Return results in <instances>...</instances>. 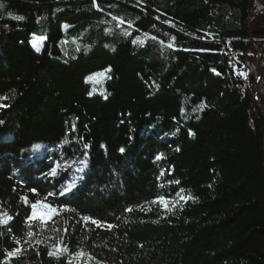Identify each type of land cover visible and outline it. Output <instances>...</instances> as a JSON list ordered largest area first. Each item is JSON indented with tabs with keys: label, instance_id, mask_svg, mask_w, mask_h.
<instances>
[{
	"label": "trees",
	"instance_id": "1",
	"mask_svg": "<svg viewBox=\"0 0 264 264\" xmlns=\"http://www.w3.org/2000/svg\"><path fill=\"white\" fill-rule=\"evenodd\" d=\"M0 4V210L13 217L0 225V264L16 248L9 264H67L48 255L51 237L109 264H264V0ZM219 41L243 52L246 78ZM108 67L98 88L85 81ZM82 161L80 185L62 195ZM177 193L194 199L150 203ZM25 196L75 211L30 229Z\"/></svg>",
	"mask_w": 264,
	"mask_h": 264
},
{
	"label": "snow or ice",
	"instance_id": "2",
	"mask_svg": "<svg viewBox=\"0 0 264 264\" xmlns=\"http://www.w3.org/2000/svg\"><path fill=\"white\" fill-rule=\"evenodd\" d=\"M96 7H99V5H95ZM0 7H3L2 4H0ZM12 19L16 20V21H23L25 20L24 16L21 15H16L13 16ZM113 20L117 21L118 25H123L125 23H127L129 26L132 25L131 21H125L122 17H112ZM126 35L129 33H125ZM146 36L148 35L147 33L145 34ZM152 39H156V37H151ZM47 39L46 37H40L37 39H34L31 41L33 47L35 48V50L37 52L41 51V43L43 40ZM174 39V38H173ZM169 47H172L171 44L168 45ZM112 69L111 67L105 68L101 71L92 73L90 75H88L85 78L86 82H91L93 84H101L102 81L105 78L111 79V77L107 76V74L109 72H111ZM213 71L215 72V69H213ZM237 74L243 76V77H247V73H244L242 71H240L239 69H236ZM219 74V73H217ZM92 93L90 92L89 95H91ZM103 94V93H102ZM105 99H107V96H104ZM9 97L7 96H3L0 97V101H5L8 100ZM10 105L5 104V103H0V109L3 108H7ZM204 107H206V105L202 102L200 105L197 106L196 109H193V111L199 110V109H203ZM3 121H0V124H3ZM175 134V133H174ZM191 135H194V133H191ZM65 144L69 143V140L67 138H65L64 141ZM41 147V145H35V148L39 149ZM85 148L90 147V145L85 144L84 145ZM119 151L121 153H123L125 151L124 148H120ZM177 151H179V149H177ZM157 160L162 159V154L158 155L156 157ZM82 163H85V161H82ZM61 169V165L59 163H56V165L54 167H52L47 173H45V175L50 176V177H56L58 175L59 170ZM83 169H81L82 171ZM161 175H163V173H161ZM173 183H179V181H173ZM75 187V184L73 183L71 186H68L64 189H62L61 194H66L68 192L72 191V188ZM31 193H33L34 195H39V193L37 192V190L35 188L30 189L29 190ZM183 190H181L182 192ZM48 195H52L51 193H49ZM177 196L179 197V200H169L167 197L165 196H159L157 197L155 200L151 201L150 203H158L160 205H162L165 210L167 211H172L173 208L179 204L180 200H187V199H194L191 196H183L181 195V193H177ZM23 201L25 202V204H29L30 208H31V213L30 215L26 218V223H29V228L31 229V222L32 221H37L42 225L47 224L48 221H50L54 215L58 214L60 211L63 210H70V211H75L74 209H68L67 205H64L62 207H58V206H54L52 204H48L45 201L47 200V196H45L44 200H40L37 199L34 202H29L28 198L22 197ZM139 209L141 211L145 210L143 205L138 206ZM134 209L132 207H127L125 208L126 212L131 213ZM13 219V217L11 215H9L6 211L0 210V225H6L9 223V221H11ZM81 220L84 222L85 227H87V224L90 222L92 225H95L96 227H106L107 229L111 230L112 228L116 227L115 225H111V224H105L104 222L97 220L95 218L89 217V216H82ZM53 231H60L59 229L53 228ZM65 232H67V229H64ZM27 237L31 238L33 237L35 234L29 230L26 233ZM17 244H20V241L17 240L16 241ZM36 243H42V241H36ZM51 250L48 252L49 256L52 257H59L63 252H67L68 249L66 247L63 246V241L58 242L56 245H52L50 246ZM142 247V245H141ZM23 251L22 248H16L14 250L8 251L6 253V259L2 262V264H9V261L7 258H12V257H18L19 253H21ZM87 257L88 259H92V257L90 256V254L83 252V250L81 249L80 251L72 254V259L69 260L68 264H73V262L75 261L76 264H80V261L83 260V258Z\"/></svg>",
	"mask_w": 264,
	"mask_h": 264
},
{
	"label": "rangeland",
	"instance_id": "3",
	"mask_svg": "<svg viewBox=\"0 0 264 264\" xmlns=\"http://www.w3.org/2000/svg\"><path fill=\"white\" fill-rule=\"evenodd\" d=\"M65 30L68 31V27L65 26ZM44 42L45 41L43 40L42 43H41V45H40L41 46V51L40 52H37L35 50V48L33 47L32 43H31V45H32L33 49L35 50V52H37L38 54H41L42 53L43 47H44ZM79 42L80 41L78 39L70 40V43L72 44L73 48L74 49H77V50L80 48ZM258 56H259V54H258ZM91 84L93 85L94 88H98V86L100 85V84H93V83H91ZM86 168H87V165L85 163H82V162H80L79 164H77L76 166H74L72 168V173H71V176H70V180L66 183V185H65L64 188H66L68 186H71L74 183L75 184V187H73L72 188V191H71V192H73L80 185V183H81V181L83 179V174L86 171ZM81 169H83V170L81 171ZM71 192H68V193L63 194V195H67V194H69ZM170 200H179V197L177 196L175 199H170ZM154 205H157V206H159V207H161L162 209L165 210V208L162 205L158 204V203H154ZM56 216H57V214L54 215L53 218L50 221L47 222V224L52 223V221H54V218ZM35 224L36 225L43 226V227L47 226V224L42 225V224H40L37 221H32L31 222V225L32 226L35 225ZM47 241H48V243L51 246L52 245H56L58 242H60V240H58L57 238H54V237L49 238ZM76 252H78V251H72L70 249H68L67 252H63V254H66V261H65V263L68 264L69 260L72 259V254H74ZM83 252L90 254V256L92 257V259H88L87 257L83 258V260L81 261L83 264H109L105 260H101V259L96 258L94 256V254L89 249H83ZM58 258L51 256V260H57Z\"/></svg>",
	"mask_w": 264,
	"mask_h": 264
},
{
	"label": "built area",
	"instance_id": "4",
	"mask_svg": "<svg viewBox=\"0 0 264 264\" xmlns=\"http://www.w3.org/2000/svg\"><path fill=\"white\" fill-rule=\"evenodd\" d=\"M219 44L223 46V52L227 58V66L230 69H238L239 62L243 57V52L235 49L233 45L228 41H219ZM241 75L235 73V78Z\"/></svg>",
	"mask_w": 264,
	"mask_h": 264
}]
</instances>
